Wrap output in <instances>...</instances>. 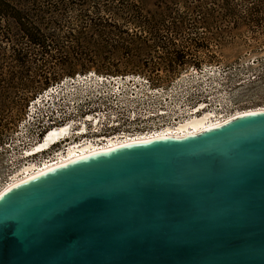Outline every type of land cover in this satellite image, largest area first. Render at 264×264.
<instances>
[{
    "label": "water",
    "instance_id": "95a60500",
    "mask_svg": "<svg viewBox=\"0 0 264 264\" xmlns=\"http://www.w3.org/2000/svg\"><path fill=\"white\" fill-rule=\"evenodd\" d=\"M0 264H264V113L7 190Z\"/></svg>",
    "mask_w": 264,
    "mask_h": 264
},
{
    "label": "trees",
    "instance_id": "16d2710c",
    "mask_svg": "<svg viewBox=\"0 0 264 264\" xmlns=\"http://www.w3.org/2000/svg\"><path fill=\"white\" fill-rule=\"evenodd\" d=\"M208 3V0H0V100L7 90L11 103L22 111L43 90L65 77L93 72L109 76L143 75V68L149 67L153 59L152 47L148 45L145 53L139 50L132 40L138 37L132 30H175L179 34L184 23L200 22L174 17L167 12L169 9L152 13L148 5L157 8L182 5L190 10L187 6L199 9ZM210 4L219 5L222 10L231 5L229 0H210ZM93 38L99 39L96 45ZM175 53L171 58H159L169 70L163 77L159 74L151 77L152 85H167L186 65ZM20 117L21 113L14 121ZM13 126L15 122L3 126L0 138Z\"/></svg>",
    "mask_w": 264,
    "mask_h": 264
},
{
    "label": "rangeland",
    "instance_id": "374dc122",
    "mask_svg": "<svg viewBox=\"0 0 264 264\" xmlns=\"http://www.w3.org/2000/svg\"><path fill=\"white\" fill-rule=\"evenodd\" d=\"M186 1L193 2L195 0ZM229 1L231 5L226 10H222L223 8L219 5L210 4V0H208V4L199 9H194V6L191 5L187 6L190 10L182 5H167V7L157 8L149 4L147 9L152 13L169 9L167 12L170 11L174 17L182 16L190 20H200V22L184 23L178 31L179 34H175V30L131 31L138 37H134L132 40L137 42L136 47L139 50L144 52L148 45L152 47V62L149 67L143 68V75H139L149 79L150 83L151 77L154 78L155 74L163 77L169 70L159 58H171L177 52L186 63L179 73L167 85H164L166 87L172 82L174 83L170 92H166L167 94L175 92V95L178 96H170L169 103L167 101L166 104L170 108L172 105L173 113L177 108L178 110L182 109L184 103H181V100L189 103L190 100L198 96L202 97L203 101L209 105L224 106L227 111L232 108L247 110L264 107V0ZM200 9L202 12L199 11ZM203 18H208L210 21L201 22ZM218 19L220 20L218 21ZM158 35L163 37H158ZM92 40L94 41L93 45H96L99 39L93 38ZM144 40L149 41L147 45L142 43ZM189 69H193V71L190 72ZM195 71H198L197 74H193ZM187 74L188 76H185ZM126 86L131 88L130 84ZM70 87H66V89L63 87V91L67 92L65 96L72 97L70 96L72 92L70 94L69 92L74 88L75 90L80 89L76 84ZM140 87L138 86V89L142 90L143 87ZM192 87L196 89L194 92L191 90ZM9 98V92L6 90L3 99L0 100V129L15 122V126L0 138V188L12 181L24 165L32 163L22 157L25 142L30 137V134H24L21 130L27 107L21 111L11 103ZM165 98H168V95ZM189 105L191 104L189 103ZM188 112V109L180 111L185 114ZM20 113L21 117L14 121V117Z\"/></svg>",
    "mask_w": 264,
    "mask_h": 264
},
{
    "label": "built area",
    "instance_id": "2783aa9c",
    "mask_svg": "<svg viewBox=\"0 0 264 264\" xmlns=\"http://www.w3.org/2000/svg\"><path fill=\"white\" fill-rule=\"evenodd\" d=\"M190 70V69H189ZM190 70V72H192ZM202 72V70H200ZM91 79V74L76 75L73 78H65L60 83H57L47 90L40 93L33 101H31L27 107L25 118L22 122V131L24 134H30L25 142V148L22 151V156H25L26 150L32 149L35 144L41 142L46 138L48 133L55 128L68 127L70 128V134L59 140V143L51 146L50 149L45 150L40 153L42 157L52 160L57 157V154L61 150H68L69 147L75 145H85L86 139L91 141L94 145L101 144L97 139L104 135H115L125 134L128 138H135L141 133L152 132L155 129L167 126V124H173V122L179 121V117L176 119L167 118L166 114H161L166 112V108L162 102H164V94L167 89L164 87H153L146 77L130 75L126 76H98L101 80L97 81L99 86H107L109 82L115 83L116 89H122L121 85H118L115 80H126L130 79L126 85H131L130 99L126 101V97H121L120 94H111L106 97L105 94L96 95L95 99L89 94H84L86 99L82 102L80 97L77 98L76 103L66 102L68 108L60 105L57 101L52 103L51 101H46L50 99L51 96L46 94L49 91H56L61 89L63 83L68 80L72 82L73 79ZM100 82V83H99ZM143 85V89L140 90L138 96L136 92H133V87L135 85ZM75 84L71 83L70 86ZM126 91V90H124ZM67 93V92H66ZM122 94V93H121ZM44 96V99H41ZM64 101V100H63ZM203 98L198 96L189 101L191 106H195L198 102H202ZM41 103V104H40ZM89 115L101 119L104 123L102 128H96V122L93 121L90 127V132L79 136L80 130H76L81 121H85ZM99 115H104L105 117H100ZM103 119V120H102ZM101 131L98 133L97 131ZM86 138V139H85ZM124 139V138H121ZM41 157V158H42ZM15 170V169H14Z\"/></svg>",
    "mask_w": 264,
    "mask_h": 264
},
{
    "label": "bare ground",
    "instance_id": "6f19581e",
    "mask_svg": "<svg viewBox=\"0 0 264 264\" xmlns=\"http://www.w3.org/2000/svg\"><path fill=\"white\" fill-rule=\"evenodd\" d=\"M197 72L195 71V73L193 74H197ZM90 74L92 76L90 77L91 79H89L88 77L87 79L79 78L78 80L73 79L72 82L66 79L67 81L63 83L62 87H60L61 89H58L56 91L52 90L46 94V98H48L47 96H51L50 99H46V101H51L52 103H55V101H57L60 105L64 106L65 108H68V105H66V102H70V103L81 102V101H77L78 97H80L82 99V102H84V100L86 99L84 94L91 95L93 99H95L96 95H102V94H105L106 97H109L111 94H120V98L127 96L125 99L126 101H128L129 98L133 99V97L132 98L130 97L132 89L126 86V83H128L130 79H126L125 81L123 79L115 80L118 85L122 86L123 90H121V89H116L114 85L115 83L113 82H109L106 87L99 86L97 81L101 79L97 78L98 75H96L95 73L94 74L90 73ZM185 76H188V74ZM126 77H130V76H126ZM181 78H182V75H181ZM175 80L181 81L180 79H175ZM71 83L78 85L80 89L75 90L74 88V90L69 92V94L72 92V94H70V96L72 97H69V95H67L68 96L67 97L65 96L66 93L65 91H63V87L64 89H66V87H70ZM138 86L143 87L142 84ZM138 86L135 85V87H133L134 88L133 92H136L137 96L140 92V89H138ZM173 86H174V83L172 82L171 85L169 86H166V87L158 86V87H164L167 89V92H170ZM128 89H131V90L129 91ZM191 90L194 92L196 89L192 87ZM73 94H75L76 96ZM175 94L176 93L174 92L171 94L165 93L164 96L162 95V97H166V95H168V98L163 99L164 104H162V106L163 105L165 106L166 112H163L161 114H166L167 118L171 120L179 117V121L177 122L172 121L173 124H167V126H164L159 129H155L152 132H146L145 134L141 133L139 136L133 139L128 138L125 134L123 135H120V134L104 135L101 138L99 137L97 139V141H100L101 144L94 145L90 140L88 141L85 138L87 144L85 145L78 144V145L69 147L68 150H61L59 154H57L56 158H53L52 160L49 161V159H46V157H42L40 153L44 152L47 149H50L51 146L59 143L60 139L70 134V128L68 127L55 128L51 130L44 140L35 144V146L32 149L26 150L25 156L24 157L22 156V157L23 159H27L32 163H27L26 165H24L17 172V174L12 179V181L8 183L6 182L7 184H5L2 188H0V196L7 190L15 186L24 184L25 182H28L29 180H32L38 176H41L42 174H45L50 170L63 167L71 162L81 160L83 158L92 156L94 154H98L101 152H107L109 150L123 147L129 144L149 142V141L158 140V139L182 140L185 138L197 136L207 130L220 126L221 124L228 122L232 119H235L237 117H240V116L264 113V107H255V108H251L247 110L232 108L231 110L227 111L225 110V107L221 106L220 104H218V106H212V105L207 104L206 101H202V102H198L195 106H191L189 105V103H187L188 101H186L185 103V102H182V100H181V103H184L182 105V109L178 110L177 108V110H175V112L173 113V111H171V108H173L172 105L170 108L166 104H167V101L169 103V97ZM43 97L44 96H42L41 99H44ZM67 98H70V100H67ZM185 98L187 99V96H185ZM185 109H188L189 111L187 114L180 113V111L185 110ZM99 116L103 118L105 117L104 115L102 116L99 115ZM93 121L96 122L95 124H96L97 129L102 128L104 126V123L101 122V119L99 120L96 117L94 118L92 117V115H89L85 121L80 122L79 127L76 129V130H80V132L77 134L81 136L84 133L87 134L88 132H90V129H91L90 127H92L91 124L93 123ZM97 132L100 133L101 131L98 130ZM121 138H124V139H121Z\"/></svg>",
    "mask_w": 264,
    "mask_h": 264
}]
</instances>
